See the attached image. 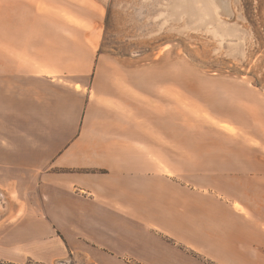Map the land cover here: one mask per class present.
I'll return each mask as SVG.
<instances>
[{
  "label": "crops",
  "instance_id": "obj_1",
  "mask_svg": "<svg viewBox=\"0 0 264 264\" xmlns=\"http://www.w3.org/2000/svg\"><path fill=\"white\" fill-rule=\"evenodd\" d=\"M23 1L40 20L0 21V183L19 193L0 212L1 260L264 264V117L220 122L217 163L179 168L190 154L179 150L172 103L147 84L156 76L100 54L101 22L74 20L61 0ZM51 12L57 22L41 20ZM27 29L48 45L53 29L64 43L81 33L91 67L15 52L14 34L27 41ZM51 246L58 254L47 259Z\"/></svg>",
  "mask_w": 264,
  "mask_h": 264
},
{
  "label": "rangeland",
  "instance_id": "obj_2",
  "mask_svg": "<svg viewBox=\"0 0 264 264\" xmlns=\"http://www.w3.org/2000/svg\"><path fill=\"white\" fill-rule=\"evenodd\" d=\"M60 3L75 9L71 14L74 20L82 15L101 22L96 46L100 54L118 58L124 68L145 69L156 76L147 77V84L156 82V92L160 90L163 103H172V115L175 109L178 118L179 150L187 149L190 154L178 158L179 168L192 163L195 169L200 168L205 160L211 165L217 163L220 122H239L256 117L255 113L264 117V0H61ZM47 4L51 8L48 1ZM55 17L51 12L41 20L57 22ZM37 20L40 19L23 0H1V22L21 27ZM47 31H43V38L52 41L54 33L57 36L54 45L42 44L34 29H27L28 39L22 41L20 37L25 33L17 30L14 51L38 48L41 60L52 62L63 58L67 70L91 67L85 47L77 41L83 38L81 33L66 35L69 40L64 43L62 30L53 29L51 35ZM2 32L4 41L9 38V30ZM223 127L234 131L233 127ZM18 196L15 183H0V212L5 211L9 200ZM31 198L41 208L40 195L34 193ZM48 252L46 258L50 259L58 254V249L51 246ZM3 257L0 253V264H13L3 262Z\"/></svg>",
  "mask_w": 264,
  "mask_h": 264
}]
</instances>
